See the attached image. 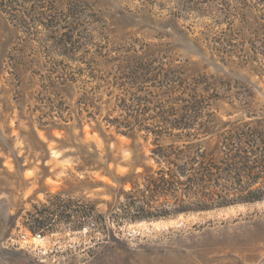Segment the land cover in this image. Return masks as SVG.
I'll return each instance as SVG.
<instances>
[{"label": "rangeland", "instance_id": "374dc122", "mask_svg": "<svg viewBox=\"0 0 264 264\" xmlns=\"http://www.w3.org/2000/svg\"><path fill=\"white\" fill-rule=\"evenodd\" d=\"M197 1L199 12L185 10L184 0H87L100 18L95 22L82 14V0H41L34 11L45 10L46 27L29 18L32 10L16 21L9 6L0 5V264H264V201L143 223L108 222L104 230L75 229L62 217L68 198L90 201L106 214L134 178L156 166L153 136L136 129L124 135L107 125V104L95 103L100 115L77 114L82 92L103 103L108 93L120 92L107 86L121 84L122 72L133 70L127 57L166 62L150 69L160 96L169 82L164 73L171 78L177 73L170 71L181 70L188 81L212 75L238 82L226 95L239 93L242 100L251 93L248 107L264 117V61L236 57L239 48L249 54V42L264 52V0ZM15 7L18 15L32 9L29 3ZM66 33L91 52L107 53L90 63L105 81L76 74L85 65L61 54ZM67 72L74 82L63 81ZM240 103L221 98L211 110L223 122L248 119ZM50 195L58 196V221L31 233L25 216L44 219Z\"/></svg>", "mask_w": 264, "mask_h": 264}, {"label": "trees", "instance_id": "16d2710c", "mask_svg": "<svg viewBox=\"0 0 264 264\" xmlns=\"http://www.w3.org/2000/svg\"><path fill=\"white\" fill-rule=\"evenodd\" d=\"M30 1L0 0V5L3 9L9 6L11 18L16 21H24L32 10L28 14L29 18L46 27L42 21L45 10L34 11V6H38L41 0H32L33 3ZM184 1L187 3L185 10L200 11L196 7V0ZM82 2V14L95 22L99 21L100 18L87 0ZM18 3H29L32 9L23 10L18 15L15 12ZM67 35H64L66 39L62 42L68 45L63 46L61 54L69 61L85 65L78 67L76 74L105 81V78L94 73L90 63L95 62L96 57H106L107 53L91 52L89 48L80 46L78 40ZM216 41L222 44L225 40L220 37ZM237 51L241 54L236 57L244 60L243 63H257L258 55L264 61V52H260L253 42H249L251 55L246 54L242 48ZM223 52L228 53L225 50ZM125 60L135 64L133 70L122 72L125 81L121 80V84L111 82L107 86L119 89L120 92L114 96L108 93L109 99L104 103L100 98L82 92L75 101L77 114L85 111L88 117H94L100 115L95 103L107 104L109 110L103 117L107 125L114 126L124 135L136 129L153 136L150 157L156 166L134 178L130 188L122 192L121 199L106 214L99 213L90 201L68 198L61 206L64 222L74 223L72 228L75 229H81L87 224L91 229L104 230L108 222L118 225L124 221L159 220L264 201V117L248 107V99L252 94L247 93L242 100L236 97L239 93L229 97L226 94L237 87L238 82L235 81L234 86L230 81L212 75H198L188 81L182 77L181 70H174L170 72H176V77L169 78V73H164L163 78L169 82L163 84L166 91L164 96H160L152 90L156 86L157 74H151L150 69L156 68L151 66L153 63L162 69L166 62L151 59V63H147V58L130 60L128 57ZM122 67L118 65L117 69H124L128 65ZM63 81L74 82V73L67 72ZM100 86L96 85L93 89H99ZM198 88L201 92L197 91ZM220 91L224 94H219ZM221 98H235L241 102L239 105L248 119L223 122L217 118L211 109L212 104ZM67 109L68 106L64 107V110ZM114 113H117L116 116H113ZM161 139L168 142L161 143ZM57 198V195L48 197L49 205L46 206L44 219L35 218L33 213L27 212L23 225L31 233H34L35 226L49 227L58 221L55 209ZM75 213L78 215L73 221Z\"/></svg>", "mask_w": 264, "mask_h": 264}, {"label": "bare ground", "instance_id": "6f19581e", "mask_svg": "<svg viewBox=\"0 0 264 264\" xmlns=\"http://www.w3.org/2000/svg\"><path fill=\"white\" fill-rule=\"evenodd\" d=\"M144 221H141V222H139V223H143ZM33 241L35 242V243H42V241H43V237H41V236H35V237H33Z\"/></svg>", "mask_w": 264, "mask_h": 264}]
</instances>
